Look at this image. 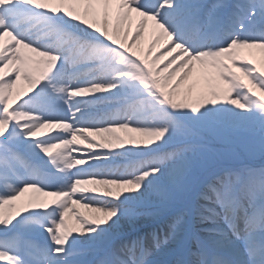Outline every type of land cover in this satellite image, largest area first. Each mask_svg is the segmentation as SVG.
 <instances>
[{
	"label": "snow or ice",
	"instance_id": "1",
	"mask_svg": "<svg viewBox=\"0 0 264 264\" xmlns=\"http://www.w3.org/2000/svg\"><path fill=\"white\" fill-rule=\"evenodd\" d=\"M241 134L264 150V0H0V264H264V168L204 181L195 243L127 231Z\"/></svg>",
	"mask_w": 264,
	"mask_h": 264
},
{
	"label": "rangeland",
	"instance_id": "2",
	"mask_svg": "<svg viewBox=\"0 0 264 264\" xmlns=\"http://www.w3.org/2000/svg\"><path fill=\"white\" fill-rule=\"evenodd\" d=\"M151 36L152 25L150 22L144 38L134 46L135 49L146 55ZM163 42L164 40H161L159 44ZM159 44L153 49V56L160 53L158 51V48L161 47L158 46ZM167 59L168 57L165 56L158 62L157 66L161 67ZM254 59L258 60L259 57ZM198 75L199 70L197 69L192 79L195 80ZM257 94L259 95V93ZM118 135L127 138L129 134L121 132ZM245 168H264V150H261L258 134L255 137L244 134L234 135L225 139L210 136L205 148L192 157L191 167L182 181L170 187L166 198L163 200L154 199L149 202L144 209L147 215L138 227L134 229L129 227L127 231L132 234L133 239L136 238L137 233L140 239L147 242H151L153 233H157L163 239L169 223L179 215L183 216L187 222V238L191 243H195L196 238L203 235L201 225L195 219L194 207L197 202V194L204 181L214 172L219 173L224 169L239 171ZM29 195L26 193L22 199H26ZM172 248H175L174 244L166 248L165 251L158 253L157 258L161 261L174 259L170 254ZM94 258L96 257L91 255L85 257L89 260Z\"/></svg>",
	"mask_w": 264,
	"mask_h": 264
},
{
	"label": "bare ground",
	"instance_id": "3",
	"mask_svg": "<svg viewBox=\"0 0 264 264\" xmlns=\"http://www.w3.org/2000/svg\"><path fill=\"white\" fill-rule=\"evenodd\" d=\"M127 27V26H126ZM134 27H135V22H133V29H134ZM159 44V43H158ZM164 44H165V41L162 43V44H159L158 46H161V47H159L158 49V51H163L164 50ZM28 88V85H27V83L26 82H24L23 80H21L20 82H18V84H17V86H16V88L13 90L14 91V96H15V94L17 93V92H22V91H24V90H26ZM45 131H47V130H45ZM96 139L97 140H100V137H96ZM41 199H50V198H47V197H42ZM81 211H85L84 209H81ZM130 229H134V228H132V227H130Z\"/></svg>",
	"mask_w": 264,
	"mask_h": 264
}]
</instances>
